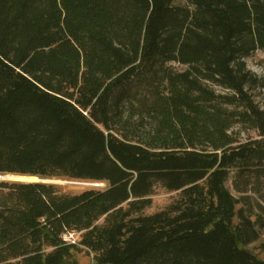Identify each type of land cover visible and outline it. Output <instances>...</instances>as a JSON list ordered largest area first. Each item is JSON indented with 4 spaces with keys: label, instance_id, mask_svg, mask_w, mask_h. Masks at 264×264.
Wrapping results in <instances>:
<instances>
[{
    "label": "trees",
    "instance_id": "16d2710c",
    "mask_svg": "<svg viewBox=\"0 0 264 264\" xmlns=\"http://www.w3.org/2000/svg\"><path fill=\"white\" fill-rule=\"evenodd\" d=\"M187 2L0 0V175L105 184L0 182V264H264V0Z\"/></svg>",
    "mask_w": 264,
    "mask_h": 264
},
{
    "label": "rangeland",
    "instance_id": "374dc122",
    "mask_svg": "<svg viewBox=\"0 0 264 264\" xmlns=\"http://www.w3.org/2000/svg\"><path fill=\"white\" fill-rule=\"evenodd\" d=\"M178 2L188 5L187 0H178ZM245 63L247 69L252 72L257 79L259 80V85L256 88H253L250 92L255 101V103L264 110V50H257L250 57L245 59ZM177 71H184L186 66H182L176 63L171 65ZM217 92L222 93L223 91L219 88H216ZM232 135L240 142H245L251 138H257L258 133L256 131L250 130L248 126H240L237 125L232 129ZM12 176L18 175H0V182L6 183H31L34 181H19L12 178ZM40 179V178H38ZM41 181H45L47 183L53 184L56 186L58 191L64 195H75L82 193L88 189H103L105 188V184L102 183H91V182H82L75 181L66 178H56V179H40ZM38 181V180H37ZM227 189L236 197L239 198V195L235 192L233 188V177L226 184ZM2 197V192L0 191V199ZM178 197V193H169L162 187H156L154 194L152 195V206L145 211V214H153L164 210L167 208L176 198ZM246 203L247 205H239L238 208L244 206L248 212H250L254 218H258L261 222H264V204L262 201L252 192H249L246 195ZM248 198V199H247ZM260 233V238L258 241L248 245L246 248L252 251L259 259L264 261V249L261 248L264 243V227L258 228ZM72 238L71 241L68 242H79L80 235L72 234L67 235ZM93 254L87 251L86 249H81L80 252L73 255V260H75L78 264H92L93 263Z\"/></svg>",
    "mask_w": 264,
    "mask_h": 264
},
{
    "label": "bare ground",
    "instance_id": "6f19581e",
    "mask_svg": "<svg viewBox=\"0 0 264 264\" xmlns=\"http://www.w3.org/2000/svg\"><path fill=\"white\" fill-rule=\"evenodd\" d=\"M13 179L19 180V181H34L38 180L36 177H30V176H12Z\"/></svg>",
    "mask_w": 264,
    "mask_h": 264
},
{
    "label": "built area",
    "instance_id": "2783aa9c",
    "mask_svg": "<svg viewBox=\"0 0 264 264\" xmlns=\"http://www.w3.org/2000/svg\"><path fill=\"white\" fill-rule=\"evenodd\" d=\"M63 239L66 241V242H68V241H71L72 240V238H70L69 236H67V235H64L63 236ZM74 243V242H73Z\"/></svg>",
    "mask_w": 264,
    "mask_h": 264
},
{
    "label": "water",
    "instance_id": "95a60500",
    "mask_svg": "<svg viewBox=\"0 0 264 264\" xmlns=\"http://www.w3.org/2000/svg\"><path fill=\"white\" fill-rule=\"evenodd\" d=\"M37 178V177H36ZM38 179V178H37ZM36 182H31V183H47V182H45V181H41L40 179H38V181L37 180H35Z\"/></svg>",
    "mask_w": 264,
    "mask_h": 264
}]
</instances>
